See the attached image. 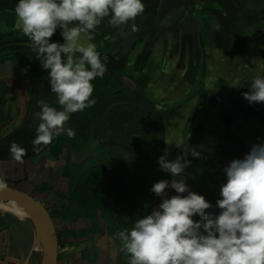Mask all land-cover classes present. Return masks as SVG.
Returning <instances> with one entry per match:
<instances>
[{
	"label": "crops",
	"instance_id": "0c3cea01",
	"mask_svg": "<svg viewBox=\"0 0 264 264\" xmlns=\"http://www.w3.org/2000/svg\"><path fill=\"white\" fill-rule=\"evenodd\" d=\"M143 2L144 12L134 21L113 26L108 17L103 18L93 40L104 53L126 52L128 66L134 72L145 71L152 64L148 93L159 108L184 102L202 82L205 96H193L164 121L165 139L169 130H176V134L181 130L183 136L186 133L185 141L200 124L222 129L220 114L230 110L235 112L232 132L249 147L264 141L260 120H244L239 115V110L256 103H249L243 93L249 90L255 76H264V0ZM15 4L14 0H0V31L17 27ZM133 22L138 25L136 32L131 31ZM53 37L62 40L59 29ZM252 65L256 68L252 69ZM0 79L9 87L4 120L9 119V114L28 111V90L12 78L0 74ZM208 99L215 102L211 109ZM7 131L9 128L2 123L0 141ZM243 156L240 153V158ZM63 169L60 157L54 159L48 149L23 157L22 162L0 159V174L6 177L7 184L33 196L50 213L57 233L61 234L56 264H117V248L104 230L88 238L63 236L67 229L85 227L80 219L71 220L60 208L66 203L67 191ZM41 184L51 189L38 190ZM44 249L42 229L30 212L18 202L0 198V264H41Z\"/></svg>",
	"mask_w": 264,
	"mask_h": 264
},
{
	"label": "clouds",
	"instance_id": "9594fccd",
	"mask_svg": "<svg viewBox=\"0 0 264 264\" xmlns=\"http://www.w3.org/2000/svg\"><path fill=\"white\" fill-rule=\"evenodd\" d=\"M144 9L143 0H16L17 27L48 70L50 90L61 106L38 101L34 145L50 144L62 133L75 136L65 122L95 104L92 81L108 70L107 56L102 57L93 40L96 27L105 17L113 26L134 21ZM57 29L62 40L50 39ZM131 31H138L134 22ZM243 96L249 103L264 102V76H255ZM10 151L22 162L23 147L14 143ZM189 151L193 157L202 155L195 147ZM166 157L165 151L158 164L171 178L151 186L159 204L137 216L130 229L115 234L130 256L129 264H264V141L224 166L225 180L215 204L186 183L190 159ZM7 188L0 174V191ZM168 188L175 194L168 196ZM213 207L220 211H206Z\"/></svg>",
	"mask_w": 264,
	"mask_h": 264
},
{
	"label": "trees",
	"instance_id": "16d2710c",
	"mask_svg": "<svg viewBox=\"0 0 264 264\" xmlns=\"http://www.w3.org/2000/svg\"><path fill=\"white\" fill-rule=\"evenodd\" d=\"M50 39L59 40L53 36ZM202 40L205 43L204 34ZM98 51L102 57L107 56L108 70L102 77L98 76L92 81L95 104L70 115L67 128H73L75 136L69 137L62 133L54 137L50 144L34 145L32 141L37 135L36 130L40 123L36 115L40 110L38 101L44 100L57 108L61 106L57 103L56 94L50 90L48 70L41 67L28 38L18 27L0 31V64L14 62L36 78V83H30L28 89L32 108L31 122L16 139H10L25 149L23 157L35 156L47 149L54 159L64 153L62 178L68 185L66 203L60 205V208L71 220L80 219L85 227L80 230H66L63 236L88 238L105 230L106 237L108 240L111 238V244L117 248V264H129L130 256L121 250L120 240L115 234L130 229L137 216L149 213V198L150 195H155L151 186L155 181L164 179L165 171L161 170L151 156V150L157 154L165 145L164 121L171 118L193 96L202 99L205 91L201 82L184 102L173 107L159 108L148 93L152 64L145 71L134 72L128 66L126 52L119 54ZM8 91V85L0 79V125L5 117ZM207 105L209 109L213 108L214 100L208 99ZM234 115L235 112L230 110L220 114L224 124L222 129L204 128L200 124L184 141L183 150L178 155L192 161L185 169L186 183L190 189L203 194L213 204L219 193L210 181L218 177L225 180V175L210 173L209 169H216L238 150L245 154L250 149L230 129ZM239 115L244 120L258 118L264 125V102H256L239 110ZM206 133L219 134L225 145L215 151L214 157H208L201 149H198L202 153L200 157L191 156L189 149ZM89 145L97 150V155H91L81 163L75 162L72 158L73 152L83 153L89 149ZM5 148L8 158H13L10 146ZM126 158L144 163L148 171L140 172L133 181L127 180L119 172H115L125 167L123 160ZM37 188L51 189L46 184ZM57 239L59 254L61 234L57 233Z\"/></svg>",
	"mask_w": 264,
	"mask_h": 264
},
{
	"label": "rangeland",
	"instance_id": "374dc122",
	"mask_svg": "<svg viewBox=\"0 0 264 264\" xmlns=\"http://www.w3.org/2000/svg\"><path fill=\"white\" fill-rule=\"evenodd\" d=\"M252 69H255L256 66L252 65ZM264 67V65H263ZM20 67L18 64L16 63H9L6 67H0V74L6 76L8 79H11L14 81L15 84H18L19 86H23L25 87V89H29L30 87V83H36V78L34 75H32L29 71L25 70L24 68ZM17 85V87H18ZM9 88V87H8ZM32 88V87H31ZM29 100H31V98L28 96ZM30 106H29V110L25 111V112H18L17 114H9V119L8 120H4L5 117L2 121V123L6 124V127L9 128V131L6 132V136L2 139L4 142H2V144H0V148L1 149H7L5 147H9L10 145L15 143V140L13 141V139H16L17 136L24 132V130L29 126L30 122H31V114H32V108H31V101L29 102ZM1 123V124H2ZM66 128L68 127V121L65 122L64 125ZM184 132H177L176 134V130H169V136L167 139H165V145L164 147L158 151V153L156 154L155 151L151 150V156L155 159V161L158 163V157L162 154L165 153V151L167 152V159L171 160L174 159V157L180 155L181 151L183 150V141L184 139L187 137L186 133L185 136H183ZM10 137H12L13 139H10ZM10 139V140H9ZM8 140V141H7ZM87 145V144H86ZM86 145L83 147V149L86 147ZM223 145H225L224 140L222 138V136H220L219 134H215V133H206L203 134L194 144L193 147L201 150H204L206 152V155L208 157H214L215 156V151L217 149H219L220 147H222ZM240 153L241 150H238L235 152V154L227 160H224L222 162V164L220 166H218L216 169H209L210 173L214 172L217 174H224L223 172V168L224 166L233 158H240ZM96 156L97 155V150L89 145V149L84 151L83 153L80 152H73L72 154V158L75 162L77 163H81L84 160H86L89 156ZM60 161L63 163V165L65 166V157H64V153L62 154V156H60ZM123 163L125 165V167L123 166V170L121 169L115 172H119V175H122L124 178H126L127 180L133 181V178L138 175L140 172H147V167L145 166L144 163L142 162H138V161H134V160H129V159H124ZM164 179H170V173L165 172L163 174ZM224 182V180H222L221 178H216L213 179L212 181H210V184L212 186H214L219 195H220V185ZM11 184V183H10ZM68 185V183H67ZM12 186V185H11ZM40 190V189H38ZM166 194L168 196H171L173 194H175V190L172 188H168L166 189ZM160 202V197L156 196V195H150L149 198V203H148V212H150L152 210L153 207H156ZM194 218H198V217H194ZM60 226H58L59 228ZM62 228V227H61ZM70 230V229H67ZM65 232V231H64ZM105 236H106V231L104 230ZM109 241H112L111 238H109ZM108 241V243H109Z\"/></svg>",
	"mask_w": 264,
	"mask_h": 264
},
{
	"label": "water",
	"instance_id": "95a60500",
	"mask_svg": "<svg viewBox=\"0 0 264 264\" xmlns=\"http://www.w3.org/2000/svg\"><path fill=\"white\" fill-rule=\"evenodd\" d=\"M8 158L7 149H0V159ZM0 198L13 200L26 208L42 229L45 239V249L41 264H56L58 256L57 230L50 213L39 201L30 194L8 184V188L0 191ZM206 211L218 213L220 209L210 208Z\"/></svg>",
	"mask_w": 264,
	"mask_h": 264
}]
</instances>
